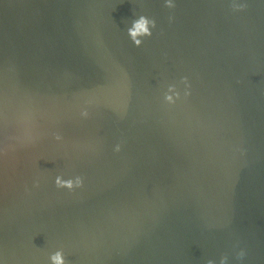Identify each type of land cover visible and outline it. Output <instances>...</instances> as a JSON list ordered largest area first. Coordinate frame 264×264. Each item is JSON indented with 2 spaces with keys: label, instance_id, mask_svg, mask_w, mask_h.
I'll use <instances>...</instances> for the list:
<instances>
[{
  "label": "water",
  "instance_id": "water-1",
  "mask_svg": "<svg viewBox=\"0 0 264 264\" xmlns=\"http://www.w3.org/2000/svg\"><path fill=\"white\" fill-rule=\"evenodd\" d=\"M245 2L0 0L6 264H264V2Z\"/></svg>",
  "mask_w": 264,
  "mask_h": 264
},
{
  "label": "clouds",
  "instance_id": "clouds-1",
  "mask_svg": "<svg viewBox=\"0 0 264 264\" xmlns=\"http://www.w3.org/2000/svg\"><path fill=\"white\" fill-rule=\"evenodd\" d=\"M264 2V0H262ZM165 5L168 8L174 7V0H164ZM247 7L245 0H229V8L232 11H240ZM171 19V16L169 17ZM155 27V22L145 15L141 14L135 18L132 22V26L126 29L127 35L130 37L134 45L139 46L141 44L142 38L144 36L151 35L152 29ZM180 81L184 84V95H188V82L187 77L181 76ZM181 92L174 84H167L163 93V98L169 104L175 103V101L180 97ZM80 115L86 117L88 115L86 109H81ZM26 133V129H25ZM53 139L56 141L61 140V136L54 132L52 134ZM18 138V137H17ZM10 137L6 134L4 138L3 147L0 148V151L7 153L11 145L8 143ZM119 145L116 146V150H119ZM39 184V181L34 179L33 185L36 186ZM53 184L57 188H67L73 190L74 188H79L83 184V177L81 175H73L65 177L62 174H56L53 178ZM246 255V250L243 247L236 248L234 250L233 256L236 261V264H240L243 258ZM0 264H6V260L3 257H0ZM47 264H66L64 259V252L62 248H56L54 251L48 253ZM204 264H229V259L227 254L221 253L218 257L207 258L204 260Z\"/></svg>",
  "mask_w": 264,
  "mask_h": 264
}]
</instances>
